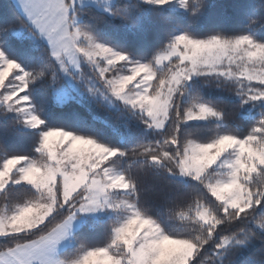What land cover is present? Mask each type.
<instances>
[{"label": "snow or ice", "instance_id": "snow-or-ice-1", "mask_svg": "<svg viewBox=\"0 0 264 264\" xmlns=\"http://www.w3.org/2000/svg\"><path fill=\"white\" fill-rule=\"evenodd\" d=\"M175 2L193 14L204 6ZM20 3V26L46 46L35 63L0 41V114L40 135L27 154L0 143V264H251L256 252L264 264V40L178 24L162 35L155 25L171 23L173 0H114L105 12L129 27L131 51L76 23L81 0ZM61 73L123 101L142 129L129 126L122 144L42 129L45 99L31 86H58ZM246 106L259 109L247 124ZM16 186L28 193L22 203L12 199ZM88 213L111 221L102 241L73 235ZM69 239L76 253L61 257Z\"/></svg>", "mask_w": 264, "mask_h": 264}, {"label": "trees", "instance_id": "trees-1", "mask_svg": "<svg viewBox=\"0 0 264 264\" xmlns=\"http://www.w3.org/2000/svg\"><path fill=\"white\" fill-rule=\"evenodd\" d=\"M77 15L79 16L78 24L96 26L97 35L110 38L116 43H122L131 51L138 50L137 42L130 38L129 27L122 24L119 19L111 18L93 6L80 7ZM166 15L171 18V23L155 25V30L162 35L168 28L178 24L179 30L187 29L198 35L212 33L239 35L249 32L254 38L264 40V0H206V4L199 14L171 7ZM23 17L12 0H0V41H3L2 46L12 57L26 54L32 62L42 63L43 49L46 43L40 41L27 28L20 26L19 19ZM97 21L100 23L97 24ZM8 25H13V29L7 33L3 32L2 29ZM132 31L136 30L132 29ZM64 82L65 79L61 75V82L58 86H52L47 79L36 81L31 86L37 101L45 99L41 113L45 120V124L41 126L42 129L47 126H59L90 135L99 133L98 138L114 144L128 142L129 126L138 131L142 129V125L128 119L125 106L111 108L98 99H79L78 97H71L63 103H58L55 100V90ZM205 88L214 97L229 102L230 105L238 102L234 97L220 93L218 90L210 89L207 86ZM49 96L51 99H46ZM246 107L250 111L249 119L245 122L247 124L256 117L259 109ZM13 117L15 116L10 113L7 116L0 114V143L10 153H31L34 150V145L38 143L40 129H26L23 123L14 125ZM27 198L26 189L20 186L13 188L12 199L14 201L22 203ZM0 210H2V206H0ZM110 222L108 218L97 220L90 218L74 233V236L90 243L102 241L107 236L106 229ZM172 226L174 225L168 224V227ZM77 247L78 245L74 242L73 246L68 247L59 255L61 257L74 255ZM251 264H261L258 252L251 257Z\"/></svg>", "mask_w": 264, "mask_h": 264}, {"label": "rangeland", "instance_id": "rangeland-1", "mask_svg": "<svg viewBox=\"0 0 264 264\" xmlns=\"http://www.w3.org/2000/svg\"><path fill=\"white\" fill-rule=\"evenodd\" d=\"M114 3V0H81L80 7L83 6H93L103 12H105L106 8H110ZM174 8L178 10L184 11V8L179 7L178 3L173 0V6ZM106 13V12H105ZM79 21V16H76V23ZM36 37L46 43L45 39L43 37H40L39 35H36ZM61 75L64 77L65 82L63 85L57 87L55 90V100L58 103H63L67 101L71 97H78L79 99L81 98H89V99H98L102 101L104 104L111 108H118L120 106H125L123 101L119 100L115 96H112L110 93L104 92L102 94L101 91H97L95 93L90 92L88 88L85 86L84 82L82 80H75L71 76L67 75L66 73H61ZM126 107V106H125ZM11 115L15 116V113H10ZM26 129H33L30 127H27L24 125ZM90 218L97 220L99 218H108L105 215L101 213H88V214H82L81 217L77 219V221H74V230H73V235L74 233L83 225L85 224ZM112 218L115 219L113 216ZM78 225V227H77ZM74 245V242L69 239L65 242H63L59 248L58 251L62 252L67 249L68 247H71ZM61 252V253H62Z\"/></svg>", "mask_w": 264, "mask_h": 264}, {"label": "crops", "instance_id": "crops-1", "mask_svg": "<svg viewBox=\"0 0 264 264\" xmlns=\"http://www.w3.org/2000/svg\"><path fill=\"white\" fill-rule=\"evenodd\" d=\"M15 4V6L18 8V10L22 13V15L24 16L23 10H22V6L20 3V0H12ZM62 252V250L59 252V254Z\"/></svg>", "mask_w": 264, "mask_h": 264}, {"label": "clouds", "instance_id": "clouds-1", "mask_svg": "<svg viewBox=\"0 0 264 264\" xmlns=\"http://www.w3.org/2000/svg\"><path fill=\"white\" fill-rule=\"evenodd\" d=\"M206 4V0H204V5Z\"/></svg>", "mask_w": 264, "mask_h": 264}]
</instances>
